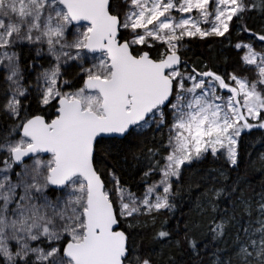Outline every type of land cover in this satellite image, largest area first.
<instances>
[{"label":"snow or ice","instance_id":"6c2138e0","mask_svg":"<svg viewBox=\"0 0 264 264\" xmlns=\"http://www.w3.org/2000/svg\"><path fill=\"white\" fill-rule=\"evenodd\" d=\"M257 11L264 0H0V264H264V175L240 168L244 135L264 145V26L244 20ZM234 27L251 76L182 59L186 40ZM220 156L227 168L206 166ZM117 167L142 171V196Z\"/></svg>","mask_w":264,"mask_h":264},{"label":"trees","instance_id":"16d2710c","mask_svg":"<svg viewBox=\"0 0 264 264\" xmlns=\"http://www.w3.org/2000/svg\"><path fill=\"white\" fill-rule=\"evenodd\" d=\"M244 20L247 22L249 27L253 28L256 31H259L262 26H264V16H261L259 12H252L246 13ZM243 22V21H242ZM238 29L233 28L229 37H210L206 40H201L197 38H191L190 40H186L185 46L181 50L182 59L187 60L189 67L196 61H199V67L201 70H206L203 68L204 64H207L210 68L220 73L225 72H232L236 70V72L240 75L248 74L249 76L252 75V69L242 68V61L241 57L243 56L244 52L242 50H237L234 47L229 46V41H231V45H235L238 42ZM243 42L247 43L250 40L248 34H240L239 37ZM258 44H263L264 42H256L255 48L259 50ZM35 73H33V77ZM67 90V89H66ZM49 113V118H54V109H46ZM262 137L261 130H253L251 135H244L241 148L243 154V162L240 165L241 174L247 175L249 179L252 181L254 185H258L262 174L259 169L264 167L261 165L259 161V156L261 153H264V145H261L260 139ZM108 142H105V145ZM249 153H251V161H249ZM104 155L101 152H97V156ZM107 165L112 167L114 164V160L112 157H107ZM209 167H225L223 156H220L217 159H213L209 157V161L206 164ZM247 167V172L245 173L244 169ZM117 175L119 176L122 183L131 191L135 193L137 196H142L144 192L145 185L141 181L142 171L136 172L135 175L131 173H122L120 172L119 168L117 167ZM232 175H236L235 172H232ZM159 174L151 177L148 183H152L155 179H158ZM104 179H108L107 175H105ZM111 187V185H109ZM191 208V204L185 200L184 204L182 205L183 214L185 216L188 215L189 209ZM169 215L168 213L162 214L159 219L163 220L165 216ZM176 217L181 216L180 211H176L174 213ZM143 219V218H141ZM173 225L177 223V220L173 219L171 221ZM141 235H145L144 232H141ZM137 242L140 241V236L136 237ZM191 254L188 253L185 255L184 259H188ZM203 259L205 260V264H208V254L205 253L203 255Z\"/></svg>","mask_w":264,"mask_h":264},{"label":"rangeland","instance_id":"374dc122","mask_svg":"<svg viewBox=\"0 0 264 264\" xmlns=\"http://www.w3.org/2000/svg\"><path fill=\"white\" fill-rule=\"evenodd\" d=\"M258 47L260 48L259 50L257 51H260L262 48H264V45L263 44H258ZM34 78V77H33ZM227 94V93H225ZM45 159H47V156H43ZM159 179V178H158ZM158 179H155V180H158Z\"/></svg>","mask_w":264,"mask_h":264},{"label":"water","instance_id":"95a60500","mask_svg":"<svg viewBox=\"0 0 264 264\" xmlns=\"http://www.w3.org/2000/svg\"><path fill=\"white\" fill-rule=\"evenodd\" d=\"M81 23H84V22H81ZM43 156H47L46 154H42Z\"/></svg>","mask_w":264,"mask_h":264}]
</instances>
